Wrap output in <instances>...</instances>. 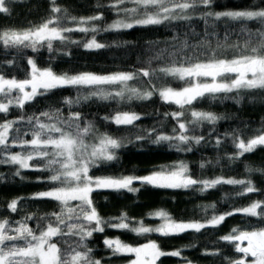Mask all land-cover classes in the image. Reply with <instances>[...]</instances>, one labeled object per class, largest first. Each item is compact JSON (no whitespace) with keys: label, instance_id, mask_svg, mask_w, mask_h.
<instances>
[{"label":"snow or ice","instance_id":"snow-or-ice-1","mask_svg":"<svg viewBox=\"0 0 264 264\" xmlns=\"http://www.w3.org/2000/svg\"><path fill=\"white\" fill-rule=\"evenodd\" d=\"M50 14L37 25L28 28L0 29V45L7 53L15 51L17 55L26 49L38 53L46 48L49 53L56 51L54 42L61 44H81L71 41L67 33L79 31L92 33L91 39L82 43L88 50H99L111 47L96 39L101 31H120L134 27L171 24L173 22H192L202 20L205 25V39L198 44L190 45L187 39L180 40L179 35L166 41L169 48H161L146 60V67L132 68L128 71L110 73L95 72H56L51 66L41 67L34 56L27 57L30 66L26 78H8L0 70V113L7 114L10 107L23 109L37 96H46L60 88H74V97H64L63 104L68 107V115L59 107H49L39 114L19 119L0 122V164L16 165L15 176L24 179L23 170H36L47 173L40 179L48 183L44 191L33 193L30 197H16L7 203V209L15 213L25 199H49L57 202L59 210L38 219L45 223L33 228L28 221L34 214H27L21 220L0 218V264H102L101 259L93 255L94 249L88 241L94 233H103L106 228L119 229L145 236L157 233L162 237L179 236L186 232H201L207 228H218L226 218L236 214L256 218L264 222V200H252L245 206L232 210L216 212V204L202 205L205 215L199 220H178L165 209L149 212L148 216L158 219L160 223L149 226L143 219L130 217L127 212L118 216L105 218L97 210L92 194L99 190L114 192L126 191L138 193L140 187L149 185L165 189H195L206 192L221 184L238 186L236 197H246L261 191L251 179V174H264V168L246 167L245 178L213 179L194 178L189 165L185 161H177L162 165L150 174L119 176H93L90 172L102 163L119 159L118 150L128 143L151 138L153 144L167 142L177 151H191L192 145H199L205 140L203 135L190 136V130L204 123L215 125L222 117L211 111L191 109V105L206 97L216 100L221 97L235 99L240 103L242 93L251 90L264 91V0L242 9L212 10L216 0H111L107 7L112 9L117 19L105 27L97 22L104 19L100 12L93 16L76 17L62 8L57 0H49ZM12 0H0V13L9 14ZM128 5H132L129 7ZM222 21L227 28L235 23L239 25L240 39L230 41L229 32H225L224 40H217L215 46L207 37L215 36L216 22ZM253 22L255 29L248 26ZM72 24L74 27H69ZM213 31L210 33L208 29ZM187 35V33H185ZM242 41V42H241ZM132 43L122 41L118 46ZM152 50L160 41H147ZM191 49V55L185 50ZM229 51L231 54L229 55ZM67 54V53H66ZM165 54L170 58L165 62ZM179 56V59L176 57ZM16 57L4 61L12 65ZM153 62L160 66L153 67ZM180 81L182 86L173 87L167 81ZM154 81L159 82L154 83ZM232 94V95H229ZM153 95L169 104L178 106V110L165 113L177 121L172 134L157 133L155 128L147 130L145 135H136L135 141L100 132L93 121L87 120L80 111H73L74 105L89 100L119 102L132 100H149ZM191 119L185 122L182 118L189 110ZM118 126H135L141 119L134 111H117L105 116ZM26 123L28 130L21 132L17 127ZM31 135V139L24 137ZM231 135L236 152L229 156L231 160L240 159L253 153L258 147H264V128L258 129L245 139L240 132L226 133ZM216 138V145L221 143ZM184 146V147H182ZM18 147L21 151L12 152ZM35 162V163H33ZM210 163V162H209ZM201 168L205 167L203 163ZM4 174L0 173V181ZM209 209L211 215H207ZM68 237L75 238L69 243ZM219 240L233 245L239 257L225 258L228 264H264V226L240 228L233 227ZM61 242L64 247H61ZM104 246L112 255H131L128 264H158L162 257H182L183 248L165 251L156 240L133 245L120 237L103 240ZM205 255H220V250H205ZM186 259V258H185ZM186 264H192L186 260Z\"/></svg>","mask_w":264,"mask_h":264},{"label":"trees","instance_id":"trees-1","mask_svg":"<svg viewBox=\"0 0 264 264\" xmlns=\"http://www.w3.org/2000/svg\"><path fill=\"white\" fill-rule=\"evenodd\" d=\"M110 2L111 0H57L59 6L66 8L72 16L88 17L102 12L104 19L97 22L100 27H105L118 18L112 9L97 7L98 4L107 5ZM256 2L257 0H216L212 10L242 9ZM9 7L11 9L9 14L0 13V29H23L37 25L50 14L51 5L49 0H12ZM68 26L74 27L72 24ZM248 26L255 29L253 22H248ZM238 28L239 25L235 23L226 28L224 22L218 21L215 27L217 35H209L207 39L215 46L217 40H224V34L227 31L230 33V41H236L240 39ZM208 31L211 33L213 29L209 28ZM204 32V22L198 19H194L190 23L173 22L120 31H101L95 34L96 39L112 46L99 50H88L82 46V43L91 39L93 34L74 31L66 35L71 41H81L82 43L61 44L56 41L54 42L56 51L52 53H49L46 48H42L38 53L26 49L17 55L12 50L6 53L0 45V70L6 77L14 76L17 79H24L30 71L27 57L34 56L39 66H51L56 72L110 73L128 71L134 67H146L148 57L161 48H169V44L165 42L171 41L173 36L179 35L180 40L187 39L188 43L193 45L205 39ZM122 41L132 43L118 46ZM147 41H160V43L149 50ZM185 51L191 55V49ZM13 57H16L14 64L4 63L5 60ZM168 59L170 58L165 54V62ZM176 59H179V56ZM152 66H160V62H153ZM167 82L171 83L173 87L182 86L180 81L169 80ZM154 83L159 84L157 81ZM76 94L77 90L74 88L56 89L46 96H37L32 102L26 103L23 109L10 107L7 114L0 113V122L39 114L49 107H59L67 116L69 109L63 104V98L74 97ZM242 95L244 98L240 103H237L235 99L225 98L221 94L219 99L212 100L206 97L191 105V109L211 111L222 117L215 125L204 123L189 131L188 135L190 136L203 135L205 137V140L199 145L193 144L191 151H177L167 142L153 144L151 139L155 138L156 133L151 138L135 141L136 135H145L147 130L155 128L157 133L171 135L172 129L177 127V121L164 114L177 111L178 106L163 102L158 95H153L149 100L119 102L93 99L80 105H74L72 110L80 111L87 120L93 121L100 132H108L113 136L135 141L118 150L119 159L117 161L102 163L98 168L92 169L90 175L135 174L144 176L162 165L182 160L189 165L194 178L213 179L220 176L245 178L248 175L246 167L264 168V147H258L253 153L246 154L240 159L231 160L228 157L232 156L236 149L232 143L231 135L225 136V134L238 130L247 139L258 129L264 128V91L251 90L242 93ZM117 111H134L140 114L141 119L135 122V126H118L104 119L105 116H111ZM189 111L190 109L186 110L185 116L182 118L185 122L191 119ZM17 127L21 132L28 130V125L24 122L18 124ZM217 137L222 141L219 146L215 143ZM24 138L31 139V135ZM11 151L18 152L21 149L14 147ZM201 163L205 167L201 168ZM16 168V165L0 164V173L4 174V179L0 181V218H9L15 221L21 220L25 215L31 213L34 214V219L28 221L29 225L33 228H36L38 224L42 226L45 220L38 219V217H45L58 211L57 202L49 199H25L15 213L7 209V203L13 198L30 197L33 193L46 190L49 184L38 178L46 176L47 173L32 169L23 170L21 175L24 179H21L14 175ZM251 179L261 191L246 197H236L235 192L239 191V187L227 184L218 185L202 193L191 188L165 189L149 185L141 187L136 183L134 186L140 187L138 193L99 190L93 192L92 198L97 210L105 218L127 212L130 217L137 220L143 219L145 225L154 226L160 221L148 216V213L157 209H165L176 219L188 221L199 220L205 215L201 209L202 205L215 203L216 212L219 214L230 211L234 207L245 206L252 200H264V174L254 172L251 174ZM211 214L212 210L209 209L207 215ZM256 226H264V222L236 214L226 218L218 228H207L199 233L189 231L179 236L170 237H162L157 233L137 236L124 230L106 228L103 233H94L88 244L94 249V257L101 259L102 264H128V261L133 258L131 255H112L111 251L103 244L105 237H120L121 240L133 245L145 243L151 239L156 240L165 251L184 249L182 257H162L158 264H186V260L191 261L192 264H228L226 257L236 259L240 254L235 252L233 245L219 240V237L227 234L233 227ZM67 239L71 243L75 238L68 237ZM61 247H64L62 242ZM217 249L220 250V255L204 254L205 250L215 251Z\"/></svg>","mask_w":264,"mask_h":264},{"label":"rangeland","instance_id":"rangeland-1","mask_svg":"<svg viewBox=\"0 0 264 264\" xmlns=\"http://www.w3.org/2000/svg\"><path fill=\"white\" fill-rule=\"evenodd\" d=\"M9 78V77H8Z\"/></svg>","mask_w":264,"mask_h":264}]
</instances>
